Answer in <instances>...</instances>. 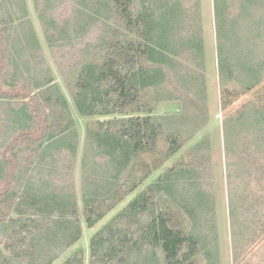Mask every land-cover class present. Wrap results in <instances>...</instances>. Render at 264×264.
<instances>
[{"label":"trees","instance_id":"trees-1","mask_svg":"<svg viewBox=\"0 0 264 264\" xmlns=\"http://www.w3.org/2000/svg\"><path fill=\"white\" fill-rule=\"evenodd\" d=\"M33 3L0 0V264H223L222 187L233 264H264V0H212L217 148L202 0Z\"/></svg>","mask_w":264,"mask_h":264},{"label":"rangeland","instance_id":"rangeland-1","mask_svg":"<svg viewBox=\"0 0 264 264\" xmlns=\"http://www.w3.org/2000/svg\"><path fill=\"white\" fill-rule=\"evenodd\" d=\"M27 1H28L29 9H30L31 14H32V18L35 20L36 17H35V13H34L33 0H27ZM202 2H203V13H204V30H205L204 39H205L206 61H207V73L206 74L209 78V84H210L209 85V95H210L209 106L211 109V114L213 116L215 115V118L211 122V125L209 126V128L215 129L214 145H215V148H217L219 146L220 142H222V139L219 138V136H220V130H219L220 129V127H219L220 122L225 118L226 115H228L229 112H232L234 109H236L238 107L237 106L238 103L234 104L230 109H228V111H221L220 110L221 99H220L219 79H218L217 70H216V63H217L216 59H217V57H216V40H215V33H214L215 22H214V18H213L212 0H202ZM37 29H38V33L41 35L38 24H37ZM261 47H264V43L262 44ZM56 75H58V74L56 73ZM58 82H60L59 79H58ZM71 105H72V102H71ZM168 112H169L168 107L166 105H162L161 109L159 110V113L161 115H166V114H168ZM75 116H76V119L78 121L79 130H80L81 135L83 137L84 132H85L84 127H85L86 120L78 117L76 113H75ZM167 145L168 144L163 142L160 146V151L162 152L164 149H166ZM189 146L190 145H187L186 147H184V149L181 150V153L179 155H177L175 158L171 159L169 162L164 164L162 166V168L172 166V164L174 163V160L176 158H178L179 156L185 157L186 161H187L189 156L186 154V152H187L186 149ZM82 147L83 146L81 143V150H82ZM157 156H160V154ZM216 162H217L216 171L220 173V175H217V178L220 180V183H221V179H222L221 175H222V170L224 169V162H223L222 158H220ZM160 171L156 172L153 175L152 180H154V177L157 176ZM78 175H79V168L77 166V177H78ZM222 189H223V187H222ZM222 189L220 190V194L218 196L219 235H220L221 246L223 249L222 250V252H223L222 263L223 264H233V262H232L233 259L231 258V251H230L231 250V244H230V231H229V225H228V216L226 215L225 192ZM130 197H132V196H129L125 202L121 203L114 210H112L109 214H107V216L102 221H100L97 225H95L93 228H88V227L84 226L82 238L79 241V243L77 244V246H80L86 250V262L87 263L89 261L90 239L92 238V236L97 231H99L105 224H107L127 204V202L130 201V199H131ZM79 204H80V210L83 213V206H82L81 200H80ZM202 261L203 260L200 259L199 261H197V264H204Z\"/></svg>","mask_w":264,"mask_h":264}]
</instances>
